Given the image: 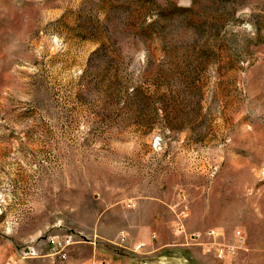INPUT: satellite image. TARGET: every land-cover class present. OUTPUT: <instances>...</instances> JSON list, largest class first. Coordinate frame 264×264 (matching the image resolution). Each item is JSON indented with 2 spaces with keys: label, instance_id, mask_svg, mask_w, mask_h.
<instances>
[{
  "label": "rangeland",
  "instance_id": "rangeland-1",
  "mask_svg": "<svg viewBox=\"0 0 264 264\" xmlns=\"http://www.w3.org/2000/svg\"><path fill=\"white\" fill-rule=\"evenodd\" d=\"M100 221L264 264V0H0V264H108Z\"/></svg>",
  "mask_w": 264,
  "mask_h": 264
},
{
  "label": "crops",
  "instance_id": "crops-1",
  "mask_svg": "<svg viewBox=\"0 0 264 264\" xmlns=\"http://www.w3.org/2000/svg\"><path fill=\"white\" fill-rule=\"evenodd\" d=\"M99 224L95 230V235L99 241L94 242L92 253L99 262L105 261L108 264H122V262L123 264H185L183 257H178L175 260L172 259L173 256L171 254L166 253V245L161 238V229L157 226L143 228L141 230L142 236L136 239L132 226L125 223L120 224L122 227L120 230L123 232L121 234H125L127 239H132L136 243L143 245L142 251L135 255L112 250L111 243L116 241V236L120 230L117 226L114 227L101 221Z\"/></svg>",
  "mask_w": 264,
  "mask_h": 264
},
{
  "label": "built area",
  "instance_id": "built-area-1",
  "mask_svg": "<svg viewBox=\"0 0 264 264\" xmlns=\"http://www.w3.org/2000/svg\"><path fill=\"white\" fill-rule=\"evenodd\" d=\"M205 236L209 237L211 239V244L213 246V251L217 254L219 258L232 253L233 251H230L229 249H225L222 245L217 244V237L216 234L213 231H207ZM202 239V235L200 234H192L188 238V242H194V241H199ZM122 243H125L124 237L120 238ZM74 244L73 241V236H62V237H57V238H50L47 241L46 245V253L47 256L54 258L56 261H66L68 256V249L72 247ZM142 245H136L133 249L134 252H137L141 250ZM42 250L40 248H36L34 246H27L26 248L21 249L18 254L17 258L20 262H26L31 259H37L40 258V253ZM12 264H16L13 262ZM105 264V263H102Z\"/></svg>",
  "mask_w": 264,
  "mask_h": 264
}]
</instances>
